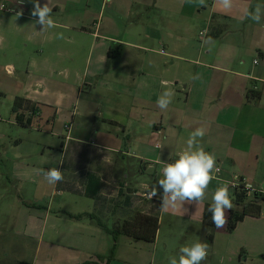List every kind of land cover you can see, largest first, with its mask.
Returning a JSON list of instances; mask_svg holds the SVG:
<instances>
[{
  "label": "crops",
  "instance_id": "0c3cea01",
  "mask_svg": "<svg viewBox=\"0 0 264 264\" xmlns=\"http://www.w3.org/2000/svg\"><path fill=\"white\" fill-rule=\"evenodd\" d=\"M46 2L55 27L42 31L32 26L38 17L31 16V0H0L9 8L0 11V57L14 59L36 82L14 84L27 92L13 96L17 123L18 115L30 125L32 116L42 119L43 106L54 113L46 122L58 136L70 124L55 166L63 180L49 184L42 175L48 169L9 159L12 196L20 191V201L0 200V264H169L168 242L156 258L160 230L148 243L124 234L115 241L106 229L165 213L197 228L203 242L204 209L218 186L236 180L264 195V0H232L229 9L220 0L203 6L198 0H40L41 6ZM257 5L259 22L245 16ZM35 84L59 86L56 99L34 98L28 86ZM164 91L173 95L161 110ZM200 127L206 131L199 142L220 172L202 204L162 211V167ZM153 188L157 196L148 199ZM249 219L255 217L239 224ZM228 240L226 227L216 229L201 264H233L231 256L224 261ZM137 243L150 244L149 254ZM125 250L136 257L128 259ZM243 250L238 262L247 261Z\"/></svg>",
  "mask_w": 264,
  "mask_h": 264
},
{
  "label": "rangeland",
  "instance_id": "374dc122",
  "mask_svg": "<svg viewBox=\"0 0 264 264\" xmlns=\"http://www.w3.org/2000/svg\"><path fill=\"white\" fill-rule=\"evenodd\" d=\"M1 5L3 4H0V6ZM0 11H9V8L4 5V8L0 9ZM0 61L2 64L0 71V200L2 203H8L13 200H19L20 197V191L15 195L14 199L12 196L13 192L17 191L16 187L10 181L9 167L12 162L9 161V159L13 160L14 156H19L24 158L29 166H33L40 170L58 166L59 162L62 161V143L65 142L64 136L67 134L66 127H69L70 124H67L66 127L62 124V129L60 131H62L63 136H58L57 130H54L53 132L52 127L47 125L46 122L47 115H54V113L43 106H39V118L42 119H36L38 117L34 118L32 116L31 125H27L26 122L24 125L17 123L14 117L13 96H19L22 94L26 95L27 92H23L21 86H14V84H17V81L27 82L28 79L31 78L26 74L25 70L18 69L17 66H15L14 59H5L1 56ZM11 66H13L14 71L10 68ZM55 79L57 81V78ZM34 80L35 79H31L33 83H36ZM14 81H16V83H14ZM35 85L36 86H28L30 91L36 92L30 93L34 98L39 99L40 101H43L45 96L56 99V93L58 92L57 89L59 86H53V84L50 86H40V84ZM72 101L75 102V98ZM75 108L76 105H72L71 109L74 112H76V110H74ZM29 113L30 112H28V115ZM230 195L233 196L231 192ZM71 198L78 200L77 197ZM248 198L252 199L251 197ZM88 202L92 204L91 201ZM1 217L4 216L1 215ZM157 218L159 222L157 232L160 230L159 241L157 244L158 252H156L157 260L160 258L159 254L164 250V245L167 242L169 246L166 250V257L167 261H169L170 257L179 256V249L182 246L191 245L192 243L199 241V237H197V228L191 227L187 224L185 226L178 219L165 213L162 217L160 216V219L159 215ZM1 220L8 221V218ZM263 230L264 219L256 217L255 219H249L245 224H239L232 233L227 232L229 237V252L224 256V261L227 262L231 256L232 259L235 260L233 264H264V247L262 248L260 245V238H263L264 236ZM203 243L210 244L205 238ZM137 244L138 245L136 246H143L144 249H147L146 254H149L148 250L151 247L150 244ZM241 244H243L242 247H245V250H243V258H246L247 261L242 260L238 262L239 260L235 258H237L240 253V248H242ZM123 255H126L128 259H134V257H136V251L132 252L131 250ZM149 257L150 256L146 255V258Z\"/></svg>",
  "mask_w": 264,
  "mask_h": 264
},
{
  "label": "clouds",
  "instance_id": "9594fccd",
  "mask_svg": "<svg viewBox=\"0 0 264 264\" xmlns=\"http://www.w3.org/2000/svg\"><path fill=\"white\" fill-rule=\"evenodd\" d=\"M23 3L24 0H18ZM33 8L31 10L32 17H38L32 25H42V31L55 27L52 19V8L49 2L40 4V0H31ZM192 3L193 0H186ZM199 5H205V0H198ZM225 9L232 6V0H220ZM261 6L257 5L254 12H246L245 16L259 22ZM22 13H18L21 15ZM59 38H63L59 34ZM198 79V77H193ZM171 91H164L157 99V106L161 110H166L171 103ZM203 127L195 129L190 133L186 141V147L177 153V158L172 162L164 163L162 167V176L158 180V187L163 189V196L160 208L162 211L177 210L183 207L185 203L196 205L202 204L206 198L207 189L213 179L215 173L219 171L216 167V157L214 154L204 150L199 140L205 135ZM160 147V145H157ZM49 184L55 185L63 180L62 172L58 168H50L42 172ZM251 188V185H247ZM157 188H153L146 193L148 199L157 196ZM234 208L233 198L230 195L228 182L218 186L212 194L211 204L208 211L211 213V223L216 229L225 227L227 224L226 213ZM187 212V209H185ZM208 244L196 241L191 245L182 246L179 249V256L169 258V264H201L208 257Z\"/></svg>",
  "mask_w": 264,
  "mask_h": 264
},
{
  "label": "trees",
  "instance_id": "16d2710c",
  "mask_svg": "<svg viewBox=\"0 0 264 264\" xmlns=\"http://www.w3.org/2000/svg\"><path fill=\"white\" fill-rule=\"evenodd\" d=\"M33 113L36 114V109H32ZM22 115H18L19 124H23L20 117ZM27 125H30L26 122ZM249 192L245 190L244 186L234 192V203L235 208L229 211V218L227 221L226 231L228 233H232L237 225L244 221L246 217H260V212L262 208V203L264 202L263 194H254L250 199L248 198ZM209 205H207L204 209L203 213V224L206 228V237L205 240L208 242H212L215 233V226L211 223V213L208 211ZM78 216L77 218H80ZM158 218H146L144 221L141 219H136L135 222H124L122 224H118L114 226L112 229H106L107 233H109L114 240L118 238L119 235H127L132 237L135 240H142L144 242H154L157 230H158ZM116 251V245H113V248L110 253L109 259H111Z\"/></svg>",
  "mask_w": 264,
  "mask_h": 264
},
{
  "label": "built area",
  "instance_id": "2783aa9c",
  "mask_svg": "<svg viewBox=\"0 0 264 264\" xmlns=\"http://www.w3.org/2000/svg\"><path fill=\"white\" fill-rule=\"evenodd\" d=\"M2 8H4V5H1V6H0V9H2ZM218 169H219V171L216 172V173H219V172H220V168H218ZM241 186H243V185H241L239 181H236V180H235V181H233V182H231V183L229 184V190L237 191V190H239V189L241 188ZM244 188H245V190L248 191L249 193L251 192V193H254V194H262V193H258V192H256V191H254V190L251 189V188H247V187H245V186H244ZM260 217L264 219V202L262 203V208H261V212H260Z\"/></svg>",
  "mask_w": 264,
  "mask_h": 264
}]
</instances>
